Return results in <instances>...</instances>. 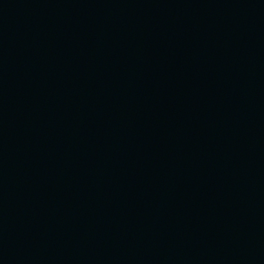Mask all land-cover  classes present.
<instances>
[{
    "label": "water",
    "instance_id": "water-1",
    "mask_svg": "<svg viewBox=\"0 0 264 264\" xmlns=\"http://www.w3.org/2000/svg\"><path fill=\"white\" fill-rule=\"evenodd\" d=\"M0 264H264V0H0Z\"/></svg>",
    "mask_w": 264,
    "mask_h": 264
}]
</instances>
